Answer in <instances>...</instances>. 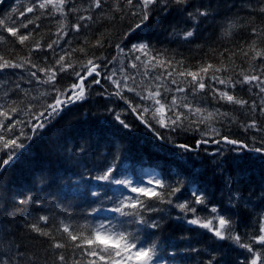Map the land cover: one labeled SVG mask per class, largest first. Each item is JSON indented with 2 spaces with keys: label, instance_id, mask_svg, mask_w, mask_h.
<instances>
[{
  "label": "trees",
  "instance_id": "trees-1",
  "mask_svg": "<svg viewBox=\"0 0 264 264\" xmlns=\"http://www.w3.org/2000/svg\"><path fill=\"white\" fill-rule=\"evenodd\" d=\"M119 3L122 12L115 10L117 0H105L101 9H91L90 0H73L77 12H69L66 17L58 13L55 16H41L35 21L39 27L29 25L27 30L21 29L22 32H33L34 39L44 46L43 50L31 51V59L43 67L52 64L64 51L85 47L88 56L106 58L97 61L102 66L107 63L106 68L100 69L102 73L110 74L115 69L117 76L114 78L118 79L120 69L124 67L127 73L136 77L137 82L142 79L147 82V78L141 75L144 69H132L129 66L130 57L121 54L116 48L120 44L127 53L132 44L146 42L163 58L183 61L185 68L192 70L205 63L219 66L223 60L229 72L218 75H231L237 80L241 68L249 70V62L239 54V49L251 42L253 37L250 27H264V15L258 11L260 0H189L192 7L188 11L210 6L211 12L207 18H200L194 37L188 40L182 38L183 32L192 28L194 22L187 19L186 13L181 15L174 10L166 17L163 14L154 15L145 22L146 26L130 32L140 22L139 18L131 15L124 0H119ZM29 4L30 0H0V18L6 19L11 15V19L17 23L21 20L26 22L25 17L12 13V9L23 11ZM253 8L257 10L253 11ZM38 14L27 13V18L35 19ZM81 15H92L93 19L79 21ZM58 21L67 25L64 29L67 35L59 39L60 46L54 45L53 51L47 49L46 45L58 39ZM230 21L235 27L229 28ZM77 22L83 25L79 32L71 28ZM226 29L230 34H225ZM0 34L6 37V42L0 43V54L16 59L17 62L29 55L31 45H20L2 30ZM98 39L103 42V47L93 46ZM233 52L237 55L232 56ZM77 58L85 60L88 57L76 51L72 53L73 62ZM255 64L259 65L260 61ZM32 71L37 69L25 65L24 68L0 72V103L9 104L16 100L22 102L21 107L34 106L32 111L36 114L42 111L55 93L52 92V85L42 83L46 79L44 73L38 72L37 79L30 75ZM159 71L150 72V75L159 74ZM57 80L56 87L63 90L75 82L76 78L70 70L59 74ZM102 85H92L86 100L77 101L65 108L59 116L35 133L28 126L30 115L20 113L15 117L23 121V124L17 126L15 134L18 135L22 129L32 138L29 140L21 137L25 148L18 155L19 159L0 170V261L5 264H62L58 256L63 254L66 264H73L76 260H83L86 264L88 258L81 256L79 250L71 246L66 234L57 231V228L62 221L79 225L117 216L108 209L115 206L122 194H136L122 185H108L93 179L115 164V174L122 179H131L134 186L140 180L148 186L149 179H162L166 185H182L181 192L171 198L172 204L150 202L162 211L143 213L149 222L157 221L159 228H145L138 224L125 226L128 231L139 235L141 240L157 245V264H208L213 257V264H240L249 256L244 249L231 240H219L207 229L187 223L194 218V214L182 212L175 205L190 202V206L197 208L195 216L201 219H211L216 215L210 211L215 206L220 214L231 216L237 232L242 235L256 234L258 218L264 213V157L247 150L233 152L229 150L231 146L224 144L204 145L196 152H184L177 145H194L202 138L199 132H171L146 116L165 137L163 140L157 139L154 132L142 124L123 101L114 96L97 95L105 87L109 92L114 91L107 81H102ZM169 86L175 88V85ZM182 86L187 91L168 93L169 101L172 95L187 96L188 102L194 106L209 111L218 108L221 112H227L229 115L221 118L222 123L214 122L212 126L222 134L247 143L249 147L261 146L264 132L255 129L246 131L243 127L254 119L257 126L264 129V114L259 111L264 94L257 95L258 88L238 84L234 90L237 96L250 103L256 101L257 107L252 110L218 102L213 99L211 90L193 94L188 85ZM214 86L221 90L225 88L219 84ZM44 92L50 95L42 96ZM125 95L134 103L140 102L133 93L126 91ZM182 110L187 112V109ZM116 113H120L121 118L130 125L129 129L123 128L115 120ZM200 127L203 129L205 126ZM217 147L222 148L223 153L213 155ZM203 148L208 151H203ZM21 150L18 149L17 153ZM0 158H6L4 153H0ZM229 178L231 184L227 183ZM194 188L207 197L206 206L191 204L195 199L191 194ZM94 191L98 193L97 196L92 195ZM21 199L25 200L24 204L19 203ZM101 200L104 201L102 210L93 213V208L101 207ZM42 215L49 217L48 225L42 226L48 228L56 240L69 247L53 248L52 239L38 236L26 227L34 218ZM18 252L23 255H18Z\"/></svg>",
  "mask_w": 264,
  "mask_h": 264
},
{
  "label": "snow or ice",
  "instance_id": "snow-or-ice-1",
  "mask_svg": "<svg viewBox=\"0 0 264 264\" xmlns=\"http://www.w3.org/2000/svg\"><path fill=\"white\" fill-rule=\"evenodd\" d=\"M104 3L105 0H90V8L101 9ZM124 3L131 11V15L138 17L140 21L135 24L134 28L130 29V32L146 26L145 22L149 21L154 15L163 14L166 17L173 10L181 15L186 13L187 19L194 23L192 28L183 32L182 38L184 40L194 37L200 18H207L211 14L209 11L210 6L207 8L200 6L196 7L194 11H188V8L192 7L189 4V0H124ZM115 10L123 11L119 0H117ZM256 10V8H253V11ZM77 11L78 9L73 6V0H30V4L25 10L12 9V13L25 17L26 22L21 20L17 23L11 19V15L6 19L0 18V30L6 32L10 37L14 38L15 42L22 46L31 45L29 55L20 58L21 62L0 54V72L6 69L24 68L25 65H28L37 69V71L30 73L32 77L39 79L38 72L45 74L46 79L42 83L52 85V92L55 93L52 101L46 103L43 106V110L38 114L32 111L34 106L21 107L22 102L16 100H12L9 104L0 103V153H4L6 157L0 158V170L5 169L19 159L17 150L25 148L21 137L29 140L32 138L24 133L22 129L18 135L15 134L17 126L23 124V121L15 118L18 114L30 115L28 126L35 133L37 129H43L47 123H50L51 119L59 116L70 104L86 100L92 85H102V81H107L114 88V91L109 92L105 87L97 95L114 96L123 101L140 122L154 132L157 139L163 140L165 137L153 127L150 120L155 121L161 128L168 129L171 132H177L178 130L199 132L202 138L197 140L194 145L188 143L177 145L184 152H196L202 146L212 143L231 146L229 150L233 152L239 153L247 150L264 157V139L261 140L260 147H249L247 143L222 134L219 129L212 126L214 122L222 123L221 118L229 115L227 112H221L218 108L209 111L207 108L194 106L188 102L187 96L172 95L170 101L168 98V93H185L187 88L182 86V84H186L191 88L193 94L211 90L213 99L218 102L223 101L225 104L239 106L240 108L249 107L255 110L257 107L255 100L250 103L248 100L237 96L234 90L238 84H247L259 89L257 95L264 94V46H261L264 43V27L257 28L254 25L250 27L253 38L250 43L239 49V54L249 62V70L245 71L241 68L238 74L240 78L237 80H234L231 75L223 77L218 75L221 72H229V68L224 64L223 60L220 61L219 66L205 63L199 65L196 70H192L191 68H185L183 61L177 62L163 58L159 53H155L152 46L146 42L132 44L127 53L120 44H117L116 48L121 54L130 57L129 66L132 69H144L141 75L147 78V82L143 79L137 82L136 77L127 73L124 67H121V75L118 79L114 78L117 76L115 69L110 74L107 72L102 73L100 69L102 67L106 68L107 63L102 66L97 61L106 58L95 57L94 55L88 56L85 47L64 51L52 64H45L43 67L34 63L31 59V51L43 50L44 46L34 39L33 32H22L21 29L27 30L29 25H35V21L43 15L55 16L58 13L61 17H66L69 12L75 13ZM258 11L264 15V0H260ZM27 13L39 14L35 16V19H30L27 18ZM92 19V15H81L78 17L79 21H91ZM58 24L59 30L56 33L58 39L47 43L46 48L49 50L54 51V45L59 47V39L67 35L64 30L67 25L63 21H58ZM82 26L81 23L77 22L73 23L71 28L79 32ZM35 27L39 26L35 25ZM232 27H235V24L230 21L229 28ZM225 34H230L228 29L225 30ZM4 42H6V37L0 34V43ZM93 46L103 47L104 45L98 39ZM76 51L88 58L85 60L77 58L73 62L72 53ZM136 53H139V55H136ZM231 55L235 56L237 53L233 52ZM221 56H223V53H221ZM229 59H231V56ZM45 60H47V57H45ZM256 61H260V64L256 65ZM158 69L160 70L159 74L150 75V72H155ZM70 70L71 74L76 78L75 82L63 90L56 87L59 74L68 73ZM177 77L180 79L178 80ZM189 77L191 79H188ZM129 81H131V84ZM206 81L213 83H206ZM169 84L175 85V88L170 87ZM215 84L224 85L225 88L221 90L216 88ZM249 90L251 91V89ZM126 91L133 93L135 97L139 98L140 102L134 103L132 99L125 95ZM41 95L46 96L50 95V93L44 92ZM182 109H187V112ZM259 111L264 114V98L261 99ZM146 116L150 117V120L146 119ZM33 120L36 121L35 124L32 123ZM115 120L123 128H130V125L121 118L120 113L115 114ZM200 125L205 127L202 129ZM243 127L246 131L255 129L257 132H264V129L257 126V121L254 119L250 123L243 125ZM214 137L219 138L216 139ZM203 151L207 152L208 149L203 148ZM222 153L223 149L217 147L212 154ZM115 173L116 166L112 164L101 174L94 176L93 179L106 182L108 185H122L125 189H129L131 193L136 194L135 196L122 194V198L118 200L115 206L108 209V211L116 213L117 216L105 217L79 225H72L62 221L57 231L65 233L67 239L71 241V246L78 249L81 256L88 258L86 264H157V245L141 240L139 235L128 231L125 226L127 224H138L145 228H159L160 224L157 221L149 222L145 219L143 213L162 211V209L155 206V203L150 202L172 204L173 200L171 198L176 197L177 193L181 192L182 185H166L162 179H149L147 181L148 186H145L143 180L138 181L134 186L131 179L119 178ZM227 183L231 184L230 178ZM153 184L155 185L154 187L152 186ZM191 194L195 198L191 202L192 205H207V197L198 189L194 188ZM92 195L97 196L98 193L94 191ZM19 203L24 204L25 200L21 199ZM100 203L101 207L93 208V213H98L102 210L104 201L101 200ZM175 207L182 212L194 214V218L189 219L187 223L207 229L219 240H231L238 247L244 249L249 256L241 261L240 264H264V213H261L258 218L256 234L248 235L245 233L242 235L236 231L235 222L231 216L220 214V210L215 206L210 209L212 213L216 214L211 219H201L199 216H195L197 208L190 206V202L177 203ZM225 211H228V209H225ZM122 217L130 219H121ZM48 223L49 217L42 215L34 218L26 227L38 236L52 239L51 247L53 248L64 249L69 247L68 244L56 240L51 231L42 226V224L48 225ZM18 255L22 256L23 253L18 252ZM58 259L62 264H66L63 254H60ZM214 259L215 257L210 259L208 264H213ZM0 264H5V262L0 261ZM73 264H84V261L76 260Z\"/></svg>",
  "mask_w": 264,
  "mask_h": 264
}]
</instances>
